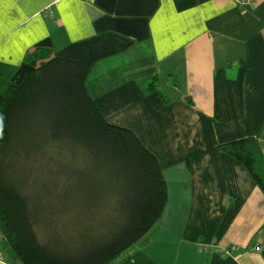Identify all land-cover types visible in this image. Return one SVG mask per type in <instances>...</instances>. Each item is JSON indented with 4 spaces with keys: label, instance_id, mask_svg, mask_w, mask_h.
<instances>
[{
    "label": "crops",
    "instance_id": "crops-1",
    "mask_svg": "<svg viewBox=\"0 0 264 264\" xmlns=\"http://www.w3.org/2000/svg\"><path fill=\"white\" fill-rule=\"evenodd\" d=\"M46 37L93 63L107 120L167 179L162 217L113 264H264V191L223 148L264 153V0H0V91ZM0 264H22L1 233Z\"/></svg>",
    "mask_w": 264,
    "mask_h": 264
},
{
    "label": "trees",
    "instance_id": "trees-1",
    "mask_svg": "<svg viewBox=\"0 0 264 264\" xmlns=\"http://www.w3.org/2000/svg\"><path fill=\"white\" fill-rule=\"evenodd\" d=\"M92 70L46 37L0 91V233L22 264H113L165 210L158 156L107 120L87 85ZM223 148L264 191L258 138Z\"/></svg>",
    "mask_w": 264,
    "mask_h": 264
},
{
    "label": "built area",
    "instance_id": "built-area-1",
    "mask_svg": "<svg viewBox=\"0 0 264 264\" xmlns=\"http://www.w3.org/2000/svg\"><path fill=\"white\" fill-rule=\"evenodd\" d=\"M236 1H238L240 3H243V4H247V3L251 2L252 0H236ZM205 248H206V244L203 243L202 246H201V249L204 250Z\"/></svg>",
    "mask_w": 264,
    "mask_h": 264
}]
</instances>
